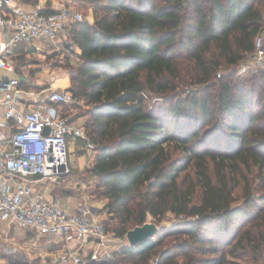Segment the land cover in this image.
<instances>
[{
	"label": "trees",
	"instance_id": "obj_1",
	"mask_svg": "<svg viewBox=\"0 0 264 264\" xmlns=\"http://www.w3.org/2000/svg\"><path fill=\"white\" fill-rule=\"evenodd\" d=\"M65 4L93 17L68 26L78 52L64 107L80 110L69 117L94 153L85 172L105 232L177 219L97 264H264V69L239 71L264 0ZM24 47L9 55L18 67Z\"/></svg>",
	"mask_w": 264,
	"mask_h": 264
},
{
	"label": "built area",
	"instance_id": "obj_2",
	"mask_svg": "<svg viewBox=\"0 0 264 264\" xmlns=\"http://www.w3.org/2000/svg\"><path fill=\"white\" fill-rule=\"evenodd\" d=\"M59 1L63 4L51 11L40 0L31 9H25L17 0H0V73L9 68V55L18 43L32 45L40 41L49 44L61 58L77 60L78 48L69 39L68 26L88 19L65 4L66 0ZM250 69H264V32L255 37L253 52L239 67L240 72ZM19 83L17 77L0 79V93L7 94L2 100L4 117L16 122L10 136L4 139L6 149H0V219L66 239L73 236L77 241L96 240L98 248L88 257L69 251L59 255L61 264L64 257L71 264H97L112 258V245L121 239L105 232L99 216L86 209L68 211L29 184L69 175V138L87 140L80 122L72 121L63 111L64 104L71 102V94L51 87L30 90ZM30 97L40 101L33 103ZM21 104L23 108H19ZM120 243L127 244L122 240ZM151 263L156 264L157 258Z\"/></svg>",
	"mask_w": 264,
	"mask_h": 264
},
{
	"label": "crops",
	"instance_id": "obj_3",
	"mask_svg": "<svg viewBox=\"0 0 264 264\" xmlns=\"http://www.w3.org/2000/svg\"><path fill=\"white\" fill-rule=\"evenodd\" d=\"M41 3L48 10L57 9L63 4L59 0H40V4ZM89 17V21H92L93 17L91 13L89 14ZM16 46L17 45L12 48L11 54H13ZM50 48L51 47L49 44H45L40 41L32 43V45L25 44L24 57L28 58L25 60L26 64L18 67L16 66L17 63L15 61L9 59V68L3 70L0 73V79L6 80L17 77L20 79V81L24 82L25 85H35L36 87L37 82L44 80L43 85H38V87H40L39 91H41L42 89H47L49 87H51L52 89L60 88L67 90L69 84L66 81V78L63 82H60V79L56 80V78L45 80L43 79V76L37 77V74L40 72V69L44 65L43 63H47L45 61L46 55L44 54V52L51 51ZM38 55L43 56L42 59L35 58ZM47 56H49V54ZM71 61V63L73 64L76 63V61ZM50 62H53L52 58ZM50 65L52 66V63H49L47 66ZM16 67L19 68V73L15 72ZM32 70L34 71V73L30 72ZM29 89L32 90L33 88ZM6 95V92L0 93V149H6V143L4 139L10 136L16 125V122L13 119H7L4 117L5 107L2 104V100ZM45 97L46 96L43 95V98ZM28 99L33 103L40 101L34 97H30ZM21 107L23 108L24 106L21 104L19 105V108ZM88 179L94 180V177ZM61 180L62 182H57V180H39L37 182H32L29 184L33 188L43 191L50 198L55 199L58 203H60L62 207H64L68 211L72 212L80 209H86L89 210L91 214L99 216L100 218L104 216V214L101 212V209L105 203L104 200L93 201V197L88 193H85L83 190H80L79 194L74 195L71 192L67 191V185L62 184H65L66 182L69 185H78V187H80L83 186V184L79 185L81 181L67 182V179L65 180L64 177H62ZM9 244H12L13 246H9ZM110 245H112V243ZM123 245L125 244L119 243L118 245H116L113 243V247L111 249L115 251L120 249ZM0 247H2L0 248V252H3V254L0 255V260L4 261L0 264H35L33 260L40 264H44V261L45 264H61V258L59 255L65 256L69 251H74L81 256L88 257L95 249L98 248V244L96 243V240L92 238H88L83 241H77L76 237L71 236V238L66 239L63 236L55 234L41 233L34 228L20 227L17 223L12 222L11 220L0 219ZM56 257H58V262L55 261ZM62 264H71V261L68 257H64Z\"/></svg>",
	"mask_w": 264,
	"mask_h": 264
},
{
	"label": "rangeland",
	"instance_id": "obj_4",
	"mask_svg": "<svg viewBox=\"0 0 264 264\" xmlns=\"http://www.w3.org/2000/svg\"><path fill=\"white\" fill-rule=\"evenodd\" d=\"M87 19L88 20L90 19L89 15L87 16ZM50 50H51V48H50ZM50 52L51 51H48V52L45 51L44 52V54L46 55L45 56V61L47 63H43L44 65L40 69V72L37 74V77L43 76V79H45V80L46 79L50 80V78H56V80L60 79V82H63L65 80V78H66V81L68 82V84H70V77L74 73L73 66H67L66 64L69 61L67 59H65V57L64 58L58 57V54L51 55L53 57L47 56L48 54H50ZM42 57L43 56L38 55L35 58H37V59L41 58L42 59ZM51 58H52L53 62H50ZM25 59H28V58L25 57ZM32 61H34V60H32ZM49 63H52V66L51 65L47 66ZM71 65H74V64L71 63ZM42 81H40L41 83L37 82V88H40V87H38V85H43L44 84V80H42ZM33 86H35V85H33ZM58 89H60V88H58ZM72 100L73 99H71V102H72ZM148 102H149V105L160 104V102H155V99L148 100ZM66 104H68V102ZM63 111L66 114L69 113L68 116H73V115H75V113H77L80 110L75 108V107H71V108L67 107L65 109V107L63 106ZM68 149H69V151H68L69 152L68 153V161H69V166L71 168V173L69 175H67L66 177L64 176V179L65 180L67 179V182H69V181H71V182L81 181V183H79V185L83 184V186H80V187H78V185L77 186H73L72 184L69 185L66 182H65V184H62V185H67V188H68L67 191L71 192L74 195L79 194L80 190H83L85 193H88L89 195H91L90 190L92 188L91 185H92L94 180L93 179H88V178H91V177L87 175L85 170H86V167L88 165H90V160L92 159L94 153H93V151L90 148L86 147L81 142L79 143L78 141H76V139H74L72 137L69 138ZM57 182H62V180L59 179V180H57ZM93 201H101V200H93ZM100 220H101V218H100ZM175 220H177V219H175L172 215L167 214L162 219L161 223L157 224V225L170 226L172 223L175 222ZM147 221H151L150 217H148ZM110 234H112L111 231H110ZM117 237H119V236H117ZM119 238L123 242L124 241L127 242L125 237H119ZM121 240H119L117 243H114V244L118 245ZM9 246H13V245L9 244ZM0 248H2V247H0ZM2 254H3V252H0V255H2ZM32 255H35V254H32ZM155 258L152 257L150 259L151 261L148 264H152L151 262L154 261ZM33 261L35 262V264H40V263H37L35 260H33ZM3 262H4L3 260H0V263H3ZM237 262L239 264H254L250 260H238ZM31 264H34V263H31ZM44 264H45V261H44Z\"/></svg>",
	"mask_w": 264,
	"mask_h": 264
},
{
	"label": "water",
	"instance_id": "obj_5",
	"mask_svg": "<svg viewBox=\"0 0 264 264\" xmlns=\"http://www.w3.org/2000/svg\"><path fill=\"white\" fill-rule=\"evenodd\" d=\"M161 228L162 226L153 221H145L141 225H136L125 234L127 244L130 246L138 245L144 240L152 238Z\"/></svg>",
	"mask_w": 264,
	"mask_h": 264
}]
</instances>
